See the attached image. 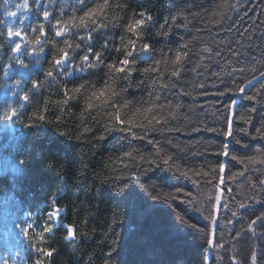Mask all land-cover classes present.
<instances>
[{
	"label": "trees",
	"instance_id": "obj_1",
	"mask_svg": "<svg viewBox=\"0 0 264 264\" xmlns=\"http://www.w3.org/2000/svg\"><path fill=\"white\" fill-rule=\"evenodd\" d=\"M25 2L28 9L21 8L16 17L9 16ZM102 3L104 0H84L83 5L78 0H40L38 10L36 0H0V113L24 104L21 115L26 119L37 106L43 108L44 101H51L48 115L53 116L55 102L64 99V88L84 84L90 91L91 86H111L113 78L115 87L126 88V99L138 102L148 98L151 78L161 77L157 90L160 83H168L173 70L171 59L177 51L186 52L181 76L171 77L176 88L164 89L162 98L164 93L175 97L177 89L191 90L195 106L187 111L193 102L183 97V115L172 122L180 130L154 133L149 139L160 141L167 153L189 169L191 179L173 178L161 166L140 180L121 179L118 183L127 186L122 194L114 187L115 181L102 182L97 174L128 177L130 172L137 171V166L151 167L140 164L139 157L152 153L154 148L147 139L134 140L125 132H108L110 124L103 110H94L81 122L79 112L85 102L82 93L65 107L72 115L60 126L41 124L27 128L15 119L0 120V264L8 258L17 264H35L37 259H43L45 264H104L111 239L119 241L112 256L116 264H251L253 252L257 264H264V225L257 219L264 215V164L228 160L224 183L219 184L218 165L224 158L217 154L226 142L221 133L227 130L231 119L234 136L247 146L232 141L230 154L245 160L264 155V140L251 139L240 131L248 127L255 134L264 120V0H108L107 20H100L106 23V29L93 33L91 44L86 45L75 33L86 36L87 32L83 28H69L66 35L73 46L67 48L68 70L56 77L58 83L48 78V87L32 90L33 82L45 80L48 68L55 72L53 61L59 57V49L65 48V38L55 36L57 22L63 24L73 15L80 17ZM223 4L229 5L225 22L209 23L217 19L212 13L220 11ZM231 5H237L239 11ZM45 11L50 13L47 20L42 18ZM141 12L154 19L147 21ZM138 19H145L144 36L136 41L133 59L140 44L147 42L155 50L154 58L160 59L162 52L166 53L169 64H161L160 73L144 74L141 69L150 66L151 57L148 61L139 59L135 74L121 79L123 74L110 73L106 64L115 62L119 66V60L129 50L128 41L135 39L127 32V26ZM113 23L117 26L113 27ZM9 28L22 31L27 39L7 37ZM41 28L47 36L41 34ZM35 39H40L41 44L36 45ZM106 40L109 45L105 49ZM16 43L22 44L19 53L14 51ZM76 43L81 45L80 49H74ZM184 44L187 48L182 47ZM41 47L43 53L39 51ZM86 47L93 50L89 64L94 63V54L102 49L104 64L81 72ZM205 47L212 50L211 56L202 52ZM116 48L121 51H115ZM33 52L34 61L30 59ZM201 55L206 57L202 63ZM13 56L24 60L28 67H21ZM225 71L229 74L223 75ZM240 87H244V95L239 93ZM224 88L231 91L225 96L213 94ZM26 92L29 102L22 99ZM247 95L254 99L248 100ZM233 100L236 105L230 112L228 106ZM240 116L250 119V126ZM82 123L93 131L75 141ZM58 127L69 130L73 140L59 136ZM195 127L200 131H194ZM209 128L216 131H208ZM99 135L106 139H96ZM168 140L172 143L168 144ZM132 147L136 148L135 159L125 156ZM21 160L23 164L19 163ZM49 162L63 167V172L58 175L55 168L48 166ZM141 185L151 186V192L144 191ZM161 191L175 197L169 201L171 207L153 199ZM217 195L221 197L218 205ZM53 197L61 210L56 222L47 221ZM173 209L195 230L180 226ZM210 211L217 220L214 232L209 227L210 220L204 219ZM233 211L237 213L235 217ZM33 217L35 225L34 230H29L30 236L33 231H43L46 222L53 229L51 233L45 232L46 242L42 245L54 252L52 257H41L33 241L21 233V228L33 223ZM114 217L118 218L115 224ZM253 220L257 221L255 225L251 224ZM65 225L75 227L76 239L67 238ZM221 243L223 247H219Z\"/></svg>",
	"mask_w": 264,
	"mask_h": 264
},
{
	"label": "snow or ice",
	"instance_id": "obj_2",
	"mask_svg": "<svg viewBox=\"0 0 264 264\" xmlns=\"http://www.w3.org/2000/svg\"><path fill=\"white\" fill-rule=\"evenodd\" d=\"M239 2V0H238ZM84 0H78L79 5H83ZM36 7H40V0H36ZM231 7L236 8L237 11H239V7L237 5H231ZM23 9H28L29 4L25 2L24 4L18 6L16 11L10 12V17H16L18 14V11ZM109 8L108 0H104V3L97 4L95 7H92L85 11L82 16L76 17L73 15L71 19H68L66 22L61 24L60 22H57L55 31L56 37H64L63 43L65 44V48L59 49V57L54 59L53 64L55 67V72L52 68H48L47 72L45 73V80L43 82L37 83L33 82L32 84V90L35 89H42L49 86V79L51 78L52 83H58L56 77L61 75L63 72H66L68 70V66L70 64L69 61V53L67 51L68 47H72V40L66 35L69 28L72 29H81L83 28L87 35H79V33H75V35L79 36V39L81 41H84L86 45L91 44L92 40V34L97 32L100 29H106L107 25L104 22H100L101 18H104L107 20V17L105 16L106 10ZM220 11H214L212 13L213 17H217L215 20H210L209 23L214 24H221L225 22V16L227 14V9L229 8L228 4H223L220 6ZM50 13L48 11H45L43 13V19L47 20L49 18ZM140 15L142 17H145L147 21H152L154 18L151 15H148L144 12H141ZM145 19H138L135 20L133 23L129 24L127 26V32L131 33V35L135 38L128 41L129 44V50H127L124 53V58L119 60V66H117V63H107L106 67L108 68L110 73H120L123 74L119 76L121 79H128L132 75L135 74L137 71V68L135 67V64L139 61V59L142 56H150V66L144 67L141 69L142 73L144 74H151V73H160V65L169 64L168 54L162 52V56L160 59H155L153 56L154 49L152 48V45L147 42H142L140 44V51L135 56L136 59H133L134 53L136 52V41L142 40L144 33L143 29L145 26ZM174 20L176 17L173 18ZM187 17H185V20ZM113 27L117 26L113 23ZM163 28V25H161ZM184 27H187V24L184 25ZM41 34L44 36H47V32L41 28ZM168 33H165L167 35ZM7 37L13 38L18 37L22 40H26L27 37L24 35L22 31H14L12 29H8L6 33ZM32 41H28V43H31ZM190 43V41H189ZM35 44L40 45L41 40L35 39ZM109 45V41H105L103 48H107ZM187 44L182 45V47L187 48ZM22 44L16 43L14 47V51L16 53H19L21 51ZM81 45L79 43H76L74 45V49H80ZM41 53L44 52V48L41 47L39 50ZM92 47H86L84 54L82 55V63L83 67H81L80 71L84 72L87 68L92 67H100L101 64H104V60L102 59V51H98L94 54L93 59L94 63L89 64L88 61L90 59V56L92 55ZM115 51L120 52V48H116ZM202 52L205 54H208L209 56L212 55V50L208 47H205L202 49ZM86 53V54H85ZM31 55H35L36 53H30ZM13 60H17L19 65L21 67L27 68L28 64L25 63L24 60L18 59L16 56L12 57ZM187 59V53H181L177 51L174 54V57L171 59V65L173 66V70L170 73V79L168 83H160L159 84V90H157V81L161 79L160 76L151 78L152 79V85L149 89V96L146 99H142L140 101H131L125 98L124 93L126 92L125 89H118L115 87V78L111 80V86L106 83L103 87H100L97 89L95 86H91V90L89 91V87H86L84 84H80L78 87H73L71 89L64 88V99L57 100L56 103V111L54 112L55 115L49 116L48 113L51 110L50 105L51 101H44L43 108H40L37 106L35 110L31 113V115L27 116L25 119L24 116L21 115V113L24 110V104H21L19 108H11L9 110H5L4 112L0 113V120L5 122H12L14 119L16 122L22 124L24 127L32 128V127H39L41 124H55V125H62L67 123L66 117H69L72 115L71 110L65 111V107L69 104V102L77 100L80 98V94H83V97L85 98L83 110L79 112V120L81 122L86 121L88 115L90 113H93L94 110H103L105 115L108 117V123L110 124V127H108L107 131H121L129 134L132 139L134 140H146L149 144L153 145L154 151L148 155H142L139 157L140 164H147L151 167H143L140 168L137 166V171L130 172L128 177L123 176H117L115 178H109V177H102L100 174H97V176L100 178V180L104 183L113 182L114 187L119 193H124L127 190L126 185L119 184L118 182L121 179L131 178L140 180L144 175L147 173L153 171L155 168L163 166V171L169 173V175L173 178H184L185 180H190L191 176L189 175V169L183 167L180 163H178L174 158L173 155L170 153H167L164 148L161 146L160 141H154V139H149V137L152 136V134H163L165 132H173L178 131L179 126L176 124H173V121H177L182 115V109H185V103L183 101V97L187 96L192 100V106L188 107L186 110L191 111V107L195 106V97L194 93L191 90L184 91L182 89H177L176 96L171 97L170 93H164L162 98V93L164 89H170V88H176V83H174L171 79V77L179 78L181 76V72L183 71V64L182 61ZM201 63L206 59L205 55H201L199 57ZM154 61V62H153ZM9 66L11 67V62L9 63ZM200 64L196 65V68H199ZM232 71H235L233 69ZM229 73L225 71L223 75H228ZM5 75H7V70L5 71ZM71 75V73H69ZM217 76H220L221 73H217ZM19 83V82H18ZM251 83V81H249ZM200 87H203L201 84ZM231 89L224 88L219 90L216 93H213L214 95L219 96H225L227 95ZM239 93L241 95H244L245 89L244 87H240L238 89ZM207 94V93H204ZM179 97V98H177ZM23 101L29 102V94L26 92L22 96ZM248 100H253L254 97L252 95H247ZM236 101L233 100L229 104V111L231 112L232 109L235 108ZM254 112L255 109H252ZM240 120H243L246 124L250 126V119H245L244 116H240ZM139 129L140 131H136ZM194 131H200L199 127H195L193 129ZM208 131H216L215 128H209ZM57 131L59 132V136L64 137L68 140H73V138L70 136L69 130H62L60 127L57 128ZM93 131V129L90 126H86L84 123L81 124V130L76 134L74 140L80 141L82 140L86 134H90ZM245 135H249L251 139H260L264 140V120L261 121V126L255 131V134H252L249 132V128L245 127L241 129ZM224 135L226 142L222 146V151L218 152L217 154L224 158L223 162H220L218 165V173H219V184L224 183V176L226 169L229 168L228 160L231 161H238L240 164H264V155H256L249 157L247 160L245 159H238V157L234 154H230L229 149V143L234 141L236 144H239L241 146H247L246 142L241 141L240 139H237L236 136L233 134V127H232V120L229 119L227 122V130L221 133ZM96 139L103 141L106 139L105 135H99L96 137ZM168 144H171L172 141L168 140ZM136 151L135 147H132V149L125 153V156L133 157V152ZM257 152H260V149L257 148ZM20 164H23L24 161H19ZM49 167L55 168V171L58 175H60L63 172V167H56L53 163L49 162ZM127 166V165H126ZM199 171V170H197ZM213 171H216V169H213ZM139 173V174H137ZM83 175V173H81ZM195 183V181H192ZM264 183V182H262ZM142 189L146 192H151V186H145L141 185ZM179 191V189L177 190ZM212 193H209V197L211 198ZM154 200H162L166 203H169L171 199H175V197L171 196L170 193H165L163 191L160 192L158 196L153 197ZM220 196H215V203L218 205L220 203ZM259 202V201H258ZM15 206V205H13ZM172 205L169 203V207ZM225 209L228 208L227 203L224 204ZM240 207H245L244 204H240ZM175 212V209H173ZM61 210L57 205L56 198L53 197L51 200V211L47 214V221L56 222L60 219ZM237 213L235 211L232 212V216L235 217ZM177 223L182 227H191L195 230L194 225H189L185 218L180 215L179 213L175 212ZM214 214L210 211L204 219L210 220L209 227L214 232L215 226L217 224V220L213 218ZM262 225H264V215H261L257 218ZM33 223L27 224L25 227L21 228V233L28 239L32 240L35 245V251L40 254L41 257L47 256L52 257L54 255V252L51 249L44 248L42 245L46 242L45 241V232L51 233L53 229L51 227L47 226V222L45 223L44 230L43 231H33V234L29 235V230H34L35 225V217L32 218ZM118 222V218H113V224ZM122 222V221H121ZM257 223L256 220H253L251 222L252 225H255ZM67 229V238L68 239H76L77 233L76 229L72 225H65ZM251 227V225H250ZM202 231V230H201ZM118 239H111V250L107 253V257L104 261V264H116V261L112 259L113 253L116 251L118 247ZM209 248H211V241L208 242ZM219 247H223V243L219 245ZM35 264H45V261L43 259H37L35 261ZM251 264H257V256L256 253L253 252L251 256Z\"/></svg>",
	"mask_w": 264,
	"mask_h": 264
},
{
	"label": "water",
	"instance_id": "obj_3",
	"mask_svg": "<svg viewBox=\"0 0 264 264\" xmlns=\"http://www.w3.org/2000/svg\"><path fill=\"white\" fill-rule=\"evenodd\" d=\"M40 8V7H39ZM35 59V55H31V60H34ZM150 59V56H147V55H145V56H142L141 58H140V60L141 61H148Z\"/></svg>",
	"mask_w": 264,
	"mask_h": 264
},
{
	"label": "bare ground",
	"instance_id": "obj_4",
	"mask_svg": "<svg viewBox=\"0 0 264 264\" xmlns=\"http://www.w3.org/2000/svg\"><path fill=\"white\" fill-rule=\"evenodd\" d=\"M141 61V60H140Z\"/></svg>",
	"mask_w": 264,
	"mask_h": 264
}]
</instances>
